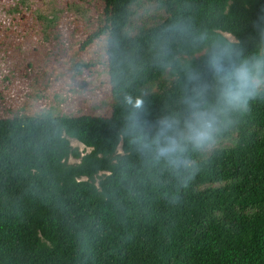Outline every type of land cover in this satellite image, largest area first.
I'll use <instances>...</instances> for the list:
<instances>
[{"label":"trees","instance_id":"trees-1","mask_svg":"<svg viewBox=\"0 0 264 264\" xmlns=\"http://www.w3.org/2000/svg\"><path fill=\"white\" fill-rule=\"evenodd\" d=\"M104 13L108 115L0 117V264H264V100L187 146L189 169L124 133L126 96L149 136L182 121L185 70L208 79V43L254 51L264 0H104Z\"/></svg>","mask_w":264,"mask_h":264},{"label":"rangeland","instance_id":"rangeland-1","mask_svg":"<svg viewBox=\"0 0 264 264\" xmlns=\"http://www.w3.org/2000/svg\"><path fill=\"white\" fill-rule=\"evenodd\" d=\"M104 26V0H0V117L108 115Z\"/></svg>","mask_w":264,"mask_h":264},{"label":"clouds","instance_id":"clouds-1","mask_svg":"<svg viewBox=\"0 0 264 264\" xmlns=\"http://www.w3.org/2000/svg\"><path fill=\"white\" fill-rule=\"evenodd\" d=\"M260 35L256 49L247 54L231 45L208 43V79L202 80L201 74L191 68L185 70L193 87L183 99V120L165 115L151 136L139 119L142 101L126 96L128 116L124 133L130 143L172 169L191 168V161L184 156L187 146L196 150L212 146L220 130L231 124L234 117L247 113L253 102L264 100V32Z\"/></svg>","mask_w":264,"mask_h":264}]
</instances>
